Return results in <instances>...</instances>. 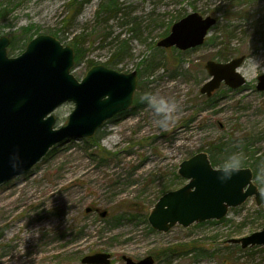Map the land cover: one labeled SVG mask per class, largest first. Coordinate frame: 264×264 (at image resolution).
Listing matches in <instances>:
<instances>
[{"label": "rangeland", "instance_id": "1", "mask_svg": "<svg viewBox=\"0 0 264 264\" xmlns=\"http://www.w3.org/2000/svg\"><path fill=\"white\" fill-rule=\"evenodd\" d=\"M102 1L90 0L68 20L70 0H0V12L6 10L0 36L17 41L11 52V38L9 55L25 50L22 36L31 29L74 48L72 72L79 79L107 61L123 72L138 71L126 111L92 138H70L27 173L0 184V264H82L83 256L98 251L110 252L112 264H124L123 254L136 260L152 255L154 264H264V245L228 242L264 227V203L255 196L216 221L168 232L148 222L158 199L186 182L179 164L201 151L216 167L232 152L242 153V167L253 170L264 192V91L256 88L264 73V0H117L121 12L111 17L98 15ZM193 11L217 19L204 44L188 50L159 45L173 23ZM124 42L126 52L116 57ZM242 55L244 85L222 83L211 96L201 92L208 60ZM146 94L177 104L168 130L143 100ZM73 108L65 102L56 109L58 126Z\"/></svg>", "mask_w": 264, "mask_h": 264}, {"label": "water", "instance_id": "2", "mask_svg": "<svg viewBox=\"0 0 264 264\" xmlns=\"http://www.w3.org/2000/svg\"><path fill=\"white\" fill-rule=\"evenodd\" d=\"M216 22L211 15L190 12L173 23L159 45L180 50L200 46ZM10 43L9 36H0V184L30 171L53 146L73 137L92 138L104 122L131 106L138 84L137 70L122 72L105 64L91 66L78 79L71 72L74 48L50 34L35 36L17 56L9 55ZM244 60L245 55L208 60L205 68L210 78L201 92L211 96L222 83L230 88L244 85L247 80L238 70ZM256 88L264 91V73L258 76ZM65 102H73L74 108L67 121L57 126L55 111ZM14 156L18 157L15 169L10 165ZM220 168L205 151L183 160L178 173L186 182L158 199L148 215L151 227L167 232L176 225L220 220L251 196L259 205L264 203V192L254 183L250 167H242L224 183L218 179ZM228 242L242 248L264 245V227ZM111 257L110 252L99 251L81 261L111 264ZM122 258L125 264H154L152 255Z\"/></svg>", "mask_w": 264, "mask_h": 264}, {"label": "clouds", "instance_id": "3", "mask_svg": "<svg viewBox=\"0 0 264 264\" xmlns=\"http://www.w3.org/2000/svg\"><path fill=\"white\" fill-rule=\"evenodd\" d=\"M143 100L146 102L147 106L155 113L156 116L160 118L159 124L163 130H168L170 125H173L176 122V115L178 113V106L175 102L169 98L156 95V94H146L143 97ZM11 167L15 169L18 165L16 161L18 157L14 156L11 158ZM244 163L243 154L240 152H232L222 167L219 169L218 179L224 183L232 178V176L238 173ZM38 235V233H37Z\"/></svg>", "mask_w": 264, "mask_h": 264}, {"label": "trees", "instance_id": "4", "mask_svg": "<svg viewBox=\"0 0 264 264\" xmlns=\"http://www.w3.org/2000/svg\"><path fill=\"white\" fill-rule=\"evenodd\" d=\"M90 0H70V2H68L67 6L70 7L69 9V14L67 15V19L71 20L74 19L75 17H77V15L79 14V12L81 11L82 7L88 3ZM120 4L118 3L117 0H103L102 3L100 4V9L98 10V15L104 13L106 14L108 17H111L112 15L116 16L119 12H121L120 10ZM6 10L1 11L0 12V17L3 16L5 14ZM107 17V18H108ZM25 34L22 36L23 40H25V47L27 45V43L34 37L36 36V34L28 31L24 32ZM263 33V32H260ZM57 34V33H55ZM12 44H11V48H9V50L11 52H14L16 49L15 43L17 42L15 39V36L13 35L12 37ZM80 41H76L75 44L73 45L75 47L76 50H80V46H79ZM126 42H124L123 45H120L117 47L116 51L114 52L116 57H121V55L123 53L126 52ZM80 54V51H79ZM221 61V60H220ZM106 65H110L113 66L114 63L113 62H108L106 63ZM128 206V205H127ZM129 207V206H128ZM211 221H216V220H210L208 222ZM204 223V222H203ZM152 229V228H151ZM206 251V250H203ZM209 251V250H208ZM227 261V260H226ZM229 261V260H228Z\"/></svg>", "mask_w": 264, "mask_h": 264}, {"label": "flooded vegetation", "instance_id": "5", "mask_svg": "<svg viewBox=\"0 0 264 264\" xmlns=\"http://www.w3.org/2000/svg\"><path fill=\"white\" fill-rule=\"evenodd\" d=\"M91 209V208H90ZM97 210V209H96ZM90 211V210H89ZM107 213V212H106ZM102 216V215H101Z\"/></svg>", "mask_w": 264, "mask_h": 264}]
</instances>
